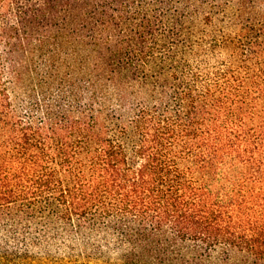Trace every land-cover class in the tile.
<instances>
[{
	"label": "trees",
	"instance_id": "16d2710c",
	"mask_svg": "<svg viewBox=\"0 0 264 264\" xmlns=\"http://www.w3.org/2000/svg\"><path fill=\"white\" fill-rule=\"evenodd\" d=\"M74 258L264 264V0H0V264Z\"/></svg>",
	"mask_w": 264,
	"mask_h": 264
},
{
	"label": "rangeland",
	"instance_id": "374dc122",
	"mask_svg": "<svg viewBox=\"0 0 264 264\" xmlns=\"http://www.w3.org/2000/svg\"><path fill=\"white\" fill-rule=\"evenodd\" d=\"M63 263H65V261ZM65 264H101V261H96V259H93L92 261L89 262L82 258H74L71 261L66 262Z\"/></svg>",
	"mask_w": 264,
	"mask_h": 264
}]
</instances>
